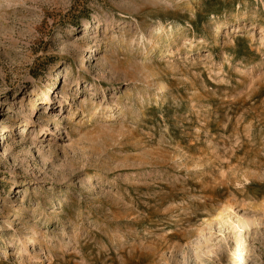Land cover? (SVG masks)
Here are the masks:
<instances>
[{"label": "rangeland", "instance_id": "rangeland-1", "mask_svg": "<svg viewBox=\"0 0 264 264\" xmlns=\"http://www.w3.org/2000/svg\"><path fill=\"white\" fill-rule=\"evenodd\" d=\"M0 264H264V0H0Z\"/></svg>", "mask_w": 264, "mask_h": 264}, {"label": "bare ground", "instance_id": "bare-ground-1", "mask_svg": "<svg viewBox=\"0 0 264 264\" xmlns=\"http://www.w3.org/2000/svg\"><path fill=\"white\" fill-rule=\"evenodd\" d=\"M96 16H97V15H96ZM97 18H98V17H97ZM163 88H164V87H163ZM164 90H165V89H164ZM47 100H48V99H47ZM46 102H47V101H46ZM42 103H43V102H42ZM100 174H101V173H100ZM100 174H99V175H100ZM94 178H95V177H94ZM33 230H34V229H33ZM35 231H36V230H35ZM35 231H34V232H35ZM35 234H36V233H35ZM31 237H32V236H31ZM33 237H34V235H33ZM28 239H29V238H28ZM34 243H35V242H34ZM34 243H33V244H34Z\"/></svg>", "mask_w": 264, "mask_h": 264}]
</instances>
